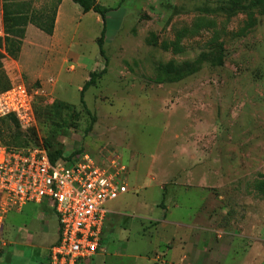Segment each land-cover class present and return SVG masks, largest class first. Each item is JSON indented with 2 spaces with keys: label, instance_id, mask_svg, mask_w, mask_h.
Instances as JSON below:
<instances>
[{
  "label": "rangeland",
  "instance_id": "obj_1",
  "mask_svg": "<svg viewBox=\"0 0 264 264\" xmlns=\"http://www.w3.org/2000/svg\"><path fill=\"white\" fill-rule=\"evenodd\" d=\"M20 1L51 12L57 0ZM254 1L109 0L108 8L116 11L107 16V73L85 94L90 114L80 94L90 74L106 66L97 44L104 24L67 9L63 48L81 56L52 74L51 56L44 57L49 67L39 56L31 62L34 74L20 71L19 59L3 61L12 87L24 86L33 100L35 123L21 128L24 134L34 130L41 144L51 142L73 163L88 156L104 164L119 156L128 168L130 192L110 205L114 215L105 245L111 256L88 264L165 261H155L153 252L159 248L162 255L174 242L152 219L176 206L170 200L179 191L181 210L175 214L200 218L195 248L204 227L210 244L242 240L236 250L256 248L244 264H264V7L252 6ZM227 2L247 9L234 16L218 12ZM219 52L222 66L205 62L183 81H159L161 65L179 66ZM0 129L9 126L0 123ZM3 136L7 141L10 134ZM6 212L0 208V264H26L24 248L2 253L12 217ZM211 249L206 243L199 260H208ZM234 256L224 257V264H234Z\"/></svg>",
  "mask_w": 264,
  "mask_h": 264
},
{
  "label": "built area",
  "instance_id": "obj_2",
  "mask_svg": "<svg viewBox=\"0 0 264 264\" xmlns=\"http://www.w3.org/2000/svg\"><path fill=\"white\" fill-rule=\"evenodd\" d=\"M13 116L23 130L35 123L33 100L24 86L0 94V120ZM121 157L98 164L85 157L76 164H52L47 151L7 148L0 142V208L20 212L49 203L59 221V242L50 264H84L103 243L107 205L129 191Z\"/></svg>",
  "mask_w": 264,
  "mask_h": 264
},
{
  "label": "crops",
  "instance_id": "obj_3",
  "mask_svg": "<svg viewBox=\"0 0 264 264\" xmlns=\"http://www.w3.org/2000/svg\"><path fill=\"white\" fill-rule=\"evenodd\" d=\"M97 1L102 6H105L107 8L109 7V0ZM67 9H72L79 14L82 13L81 9L70 0H63L58 8V17L56 19L55 31L54 35L51 37L44 35V33L39 31L34 26H29L27 28L26 39L23 44L22 52L19 61L16 63L18 65L17 67L20 68V71L34 74L37 67L34 66L33 69V67L31 66V62L34 61L38 56L40 58H43L44 65H41L43 67H49V60L47 64L46 58H49L51 56L52 58H55L54 62H52L51 64L50 73L52 74L59 67H61L64 62L66 63L67 60H69L71 57L76 58L81 56L72 53L70 48H67L66 51L63 48V42L66 34H63L62 31L66 28V21L68 20V16L66 13ZM112 13H115V11ZM83 15L84 17H90V19L94 20L96 25L98 24V26H102L103 21L99 15L93 12ZM37 39L41 41L43 40L42 43H39ZM42 44H44L45 47ZM51 44L53 45L51 46ZM45 56L47 57L44 58ZM83 58L84 57L77 58V60L82 61ZM74 69L75 68L72 66L71 70ZM129 178L130 175H128V179ZM129 192L130 191H128V193ZM175 193L176 192H173L172 195L174 196ZM181 195L182 193H180L179 191L176 196H174V198H176L177 200V198L179 199V196ZM176 200L173 199V202L170 200V203L176 206L170 207L171 209H169L168 206L166 211L162 210V217H157L158 219L156 220L152 219V221H157L163 224L164 226L161 225L163 230L168 229L164 232L166 233L165 238L167 240L170 239L171 242H174V245H172L171 248L167 249L162 255H160V250L159 248H157L153 252V254H155V261H160L159 257H162L165 258V261H163L161 264H224L225 260L223 261V258L228 257V255L231 257L232 255H235L234 264H238V260H241L239 264H244L245 262L252 261L253 255L256 254V248H253V246H251L249 250L246 249L245 251H243L242 248L236 250V244L238 243L240 245L242 243V240H236L232 237H230V240L224 239L220 243L216 242L210 244V242H208V238L211 241V236H207L206 229L204 227L201 228L203 232L201 233V237L198 240L199 245L197 248H195V246L193 245V240H195L194 236L196 234V220L199 221L200 218L189 214H187L186 216L183 214L180 215L178 213L175 214V212H179L181 210V205H179ZM116 201L107 205L108 214L105 221L103 243L100 251L95 258L107 259L109 256H111L109 255L110 248L105 245L107 240V236L105 233L107 230V225L111 222L112 216L114 215L110 210V205L115 203ZM10 214L12 215L10 224L3 233L4 241L1 248L3 251L2 253H4L6 250L7 252H9V249L14 247L24 248L28 250L25 256L23 255V259L26 264H50L51 249L59 242V221L52 206L49 203H43L41 205L30 204L25 206L20 212H11ZM169 216L171 217V221L170 219H167L169 218ZM206 243L212 246V249L210 250V252L205 254L207 255L205 257H207L208 260L203 259L202 261H200L199 255L203 253V247ZM238 253L240 254L239 256H237ZM114 256L121 257L119 256V254H115ZM92 260H89L84 264H88Z\"/></svg>",
  "mask_w": 264,
  "mask_h": 264
},
{
  "label": "trees",
  "instance_id": "obj_4",
  "mask_svg": "<svg viewBox=\"0 0 264 264\" xmlns=\"http://www.w3.org/2000/svg\"><path fill=\"white\" fill-rule=\"evenodd\" d=\"M63 0H57L54 8L51 12L48 11V7H44L43 10L38 11L32 8V5L28 2L20 0H2V14H3V28L4 37H0V94L9 91L12 88L11 80L5 72L3 61L10 58L14 61H18L20 58L24 41L26 39L27 28L32 25L38 30L43 32L47 36H53L56 25L57 12L60 4ZM77 5L83 14L95 13L100 16L104 24V31L102 37L97 40L99 46V52L102 58H105L106 66L100 72H93L89 76V80L85 83L80 94L81 106L87 110L85 103V94L97 85L99 79H101L107 73L108 60L106 58V52L104 49L106 41L107 31V16L116 11L115 9L102 6L97 0H70ZM252 6L264 7V0H256ZM247 7L242 6L238 2L222 3L218 9V12L226 14L228 16H234L236 13L246 10ZM212 58L213 60H211ZM222 52H219L218 56L211 54H202L197 60L192 63H184L179 66H160L158 70L159 81L177 83L183 81L187 77L195 75L200 70L203 63H213L214 65H223ZM216 61V62H213ZM64 107V106H63ZM68 109H72L71 106H65ZM38 113V112H37ZM3 125H8L9 130L4 131L0 129V142L7 148L14 149H34L44 148L52 164H76L73 163L72 158H64L62 149H55L53 144L49 141L40 143L38 136L34 130H30L24 134L21 130V126L15 117L9 116L0 120ZM93 125L89 127V132L92 130ZM14 128V132H12ZM10 134L8 140L4 139V133ZM88 132V133H89ZM32 145L33 147H30Z\"/></svg>",
  "mask_w": 264,
  "mask_h": 264
}]
</instances>
